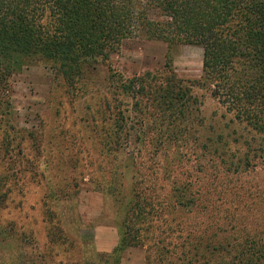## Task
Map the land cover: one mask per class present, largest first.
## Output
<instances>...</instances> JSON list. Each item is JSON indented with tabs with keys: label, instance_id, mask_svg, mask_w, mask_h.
I'll list each match as a JSON object with an SVG mask.
<instances>
[{
	"label": "rangeland",
	"instance_id": "rangeland-1",
	"mask_svg": "<svg viewBox=\"0 0 264 264\" xmlns=\"http://www.w3.org/2000/svg\"><path fill=\"white\" fill-rule=\"evenodd\" d=\"M203 55L172 51L176 77L193 85L174 140L161 110L121 93L164 71V43L126 41L72 82L41 64L0 87V264H105L132 192L160 206L150 239L108 264H264V137L197 84Z\"/></svg>",
	"mask_w": 264,
	"mask_h": 264
},
{
	"label": "trees",
	"instance_id": "trees-1",
	"mask_svg": "<svg viewBox=\"0 0 264 264\" xmlns=\"http://www.w3.org/2000/svg\"><path fill=\"white\" fill-rule=\"evenodd\" d=\"M133 39L168 46L163 72L121 84V93L136 108L161 110L163 122L172 125L162 132L164 138L176 139L178 122L191 107L193 85L179 80L173 68L172 51L183 45L204 51L197 84L235 121L264 137V0H0V87L41 64L52 66L67 82L78 80L83 63L107 59ZM141 194L132 192L121 248L102 255L105 264L150 239L147 224L160 206ZM245 263L234 258L220 264Z\"/></svg>",
	"mask_w": 264,
	"mask_h": 264
}]
</instances>
